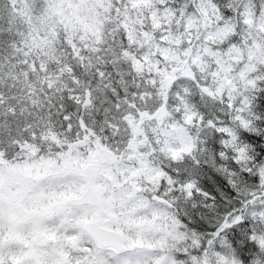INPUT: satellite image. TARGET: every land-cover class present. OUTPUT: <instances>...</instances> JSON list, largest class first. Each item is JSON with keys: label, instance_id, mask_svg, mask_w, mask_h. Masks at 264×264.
<instances>
[{"label": "snow or ice", "instance_id": "6c2138e0", "mask_svg": "<svg viewBox=\"0 0 264 264\" xmlns=\"http://www.w3.org/2000/svg\"><path fill=\"white\" fill-rule=\"evenodd\" d=\"M0 264H264V0H0Z\"/></svg>", "mask_w": 264, "mask_h": 264}]
</instances>
